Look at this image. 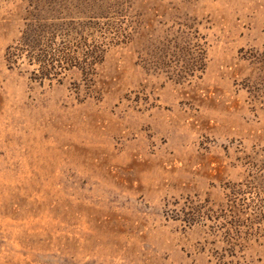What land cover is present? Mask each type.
I'll list each match as a JSON object with an SVG mask.
<instances>
[{"label": "rangeland", "instance_id": "obj_1", "mask_svg": "<svg viewBox=\"0 0 264 264\" xmlns=\"http://www.w3.org/2000/svg\"><path fill=\"white\" fill-rule=\"evenodd\" d=\"M0 264H264V0H0Z\"/></svg>", "mask_w": 264, "mask_h": 264}, {"label": "trees", "instance_id": "obj_2", "mask_svg": "<svg viewBox=\"0 0 264 264\" xmlns=\"http://www.w3.org/2000/svg\"><path fill=\"white\" fill-rule=\"evenodd\" d=\"M24 46L25 47H29V48H33L35 43L34 42H24ZM48 49V48H47ZM49 57L51 58L50 54L48 53V51L46 52H42V55L39 54L38 58L40 59V63L46 64V61H49ZM38 58H36V60H38ZM45 59V60H44ZM53 59V58H52ZM51 59V60H52Z\"/></svg>", "mask_w": 264, "mask_h": 264}]
</instances>
